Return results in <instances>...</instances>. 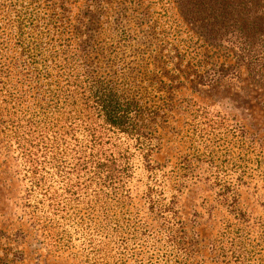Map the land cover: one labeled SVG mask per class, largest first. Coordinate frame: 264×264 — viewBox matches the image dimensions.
<instances>
[{
	"label": "rangeland",
	"instance_id": "obj_1",
	"mask_svg": "<svg viewBox=\"0 0 264 264\" xmlns=\"http://www.w3.org/2000/svg\"><path fill=\"white\" fill-rule=\"evenodd\" d=\"M57 1L0 0V251L19 250L15 264H264V85L233 58L234 48L206 47L174 0L97 6V39L106 57L119 54L117 72L104 59L101 77L129 96L146 92L141 101L161 109L149 150L102 132L101 152L119 158L116 189L76 179L68 155L62 177L42 170L45 186L32 190L7 121L32 113L52 121L56 110L69 109L68 90L85 79L78 17L87 3L95 9L92 0H67L66 10ZM10 3L56 16V30L42 35L47 61L34 68L19 58L14 28L6 26ZM211 65L227 70L213 85L193 88L187 70Z\"/></svg>",
	"mask_w": 264,
	"mask_h": 264
},
{
	"label": "trees",
	"instance_id": "obj_2",
	"mask_svg": "<svg viewBox=\"0 0 264 264\" xmlns=\"http://www.w3.org/2000/svg\"><path fill=\"white\" fill-rule=\"evenodd\" d=\"M58 2L66 10L67 0ZM92 2L95 9L89 8L90 5L87 3L88 6L81 10L76 26L78 36L85 33L84 37H80L77 51L85 79L75 83V89L68 90L64 101L69 109L63 112L56 110L52 121L47 117L48 114L37 113H32L22 120L7 121L10 122V126H7L9 132L6 134H10L7 136L16 143V148L27 167L32 190L45 186L47 177L41 174L42 170L53 177V172L48 170L54 169L62 177L65 168L63 161L68 155L74 163L76 179L85 177V184L96 181L108 192L116 189L115 185L119 184V158L115 157V154L101 152L99 135L102 132L110 131L116 135H125L134 138L141 149L143 146L145 150L150 148L151 140H148V134L160 116L161 109L141 101L146 92L141 94V98L138 97L140 92H136L138 95L129 96L126 92L119 91L112 81L101 77L99 70L104 59L107 66L117 72L119 54L106 57L105 47L97 39L102 29L101 8H97L100 0ZM174 2L183 21L204 41L206 47H224L230 50L234 48L233 58L243 65L248 75L264 85V0H174ZM6 6L7 9L4 10L6 26L14 28L13 38L19 51V58L23 57L22 62H25L28 69L34 68V64L42 59L46 60L41 51L42 35L56 30V16L51 13L42 17L11 3ZM26 20H29V23H26ZM40 22H43L46 32L38 30ZM112 29L114 34L119 35L117 21ZM26 31L31 33L30 37L26 36ZM62 52L67 55L65 49ZM223 70L225 72L227 68L215 65L202 72L189 68L187 73L191 72L194 77H187V80L193 88L211 86L218 80ZM60 98L58 97L59 101ZM0 118H3L1 109ZM60 123L62 125H59ZM146 162L150 165L149 160ZM123 170L122 167L120 171L122 178L125 176ZM81 185L79 187L81 190L88 188ZM97 194L98 192L94 196L98 197ZM169 211L171 209L167 207L160 210L161 213ZM0 253V264H15L22 259L19 250L11 252L10 249H6Z\"/></svg>",
	"mask_w": 264,
	"mask_h": 264
}]
</instances>
